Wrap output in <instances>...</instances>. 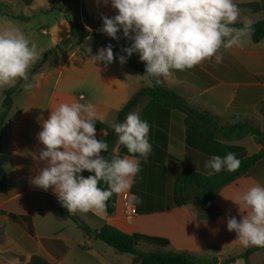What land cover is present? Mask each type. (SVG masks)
<instances>
[{"label": "clouds", "instance_id": "9594fccd", "mask_svg": "<svg viewBox=\"0 0 264 264\" xmlns=\"http://www.w3.org/2000/svg\"><path fill=\"white\" fill-rule=\"evenodd\" d=\"M101 2V0H97ZM117 10L114 17L102 16L100 29L114 40L121 30L123 36L132 40L129 47L122 48L126 55L118 57L124 64L133 53L145 62V75L161 83L172 77L173 71L192 69L205 60L222 61L221 48L239 46L252 32V21L241 19V9L233 0H102ZM237 23L240 24L236 27ZM91 53V48H86ZM90 58L94 63L111 64L114 56L111 44L98 49ZM38 59L35 44L19 28L0 31V88L21 85L25 90L30 67ZM83 99V97H81ZM96 108L91 103H61L51 110L42 121L37 133L44 146L34 154L37 162L45 165L30 183L44 191L52 189L58 201L71 213L106 211L107 201L113 194L129 193L136 204L141 199L130 193L136 177L142 171L141 160L146 161L152 152L149 141L150 125L138 113L127 114L124 122L113 121L118 140L130 155L112 156L109 160L101 155L108 151L105 140H97L95 124ZM240 160L234 153L221 157L213 155L205 162V168L214 172L227 169L234 172ZM87 170L92 175H81ZM211 174V173H209ZM107 184L101 188L100 182ZM239 200L249 214L241 220L227 217V230L235 231L245 247H264V186L254 185Z\"/></svg>", "mask_w": 264, "mask_h": 264}, {"label": "crops", "instance_id": "0c3cea01", "mask_svg": "<svg viewBox=\"0 0 264 264\" xmlns=\"http://www.w3.org/2000/svg\"><path fill=\"white\" fill-rule=\"evenodd\" d=\"M5 1H17L23 3L27 7H33L35 0H31L30 3L28 2L29 0H0V2ZM59 2L62 3V0ZM233 2L235 4L246 5L250 3H261V0H233ZM81 4L84 5V10L88 13L91 23L96 27L91 28L94 31H100V29H102V16L114 17L117 14V10L113 9L110 3L105 5L102 0L99 3L97 0H81ZM101 6L107 8V11L99 12L96 10L97 7ZM53 7H55V10L58 8L56 5H52L47 8L46 12H50ZM244 17L249 18L252 24H254L264 19V10L256 11L253 10L252 7L243 6L241 8V19ZM27 19V21H30L29 18ZM42 33L46 36L54 37L51 42L52 49L62 40L71 37V25L60 12V17L54 23L52 31H43ZM102 34L104 33L102 32ZM117 35L120 38H125L122 30L118 32ZM90 38L91 36L76 48L61 68L55 86L48 98L47 105L41 113L28 160L27 162L26 160L24 161L27 163V166H24L22 163L24 160L22 144L24 142L25 129L29 126V119L25 117L28 111L22 110L18 111L16 114L14 128L11 132L13 146L10 148V156L13 158L14 162L13 168H9L6 165L5 152L2 146V165L7 172L8 183L10 185V188L5 193L0 194V218L2 219L0 225L5 226L2 239H16L14 234H9L7 231L9 228L13 229L15 227L23 232L22 235L26 234L31 239H37L39 243L40 239L56 238L62 240L67 245L64 238L58 236L57 233L51 236L45 234L40 235L38 233L39 224L43 225V222L48 221V218L46 215L40 216L35 213V198H38L37 196L43 198V202H45L44 200H49L54 203V209L58 211L59 214L58 220L62 222L68 220L60 216L59 209L62 204L58 201L56 194L51 188L44 191L30 183V179L38 174L40 168L45 166L43 162H37V173L34 171V154H36V149L38 146H41V148L44 147L37 138V133L42 130V121L46 120L51 110L58 107L61 103L70 104L73 102H80L93 104L96 108L97 120L111 127L110 124L114 120L112 122H110L111 120L108 121L109 117H111V115L117 117L119 111L139 89L138 85L141 83L142 76L138 72L128 67L125 63L121 64L117 60L107 65L101 62L94 63L90 58L91 55H95L93 53H87L83 55V57L76 59L73 67L66 71L77 54L84 50ZM218 54L222 56V61L220 63H216L215 58H213L212 60H205L196 66L203 72L202 75L194 70L187 69L188 76H193L195 79L193 82L179 80L173 71L172 82L175 83L177 81L189 86L186 88L183 95L179 92L177 93L183 96L191 107L217 117L221 125L248 123L264 131V40L259 44H254L249 35L244 39L241 45L233 46L229 49L221 48ZM258 77H260L261 80H256ZM88 80L93 84V88L94 86L96 87V92L93 96L78 94V89L82 88L84 83H88ZM81 97H83V99H81ZM144 104L145 102L134 112L139 114ZM31 111L35 110L31 109ZM184 121V114L178 111H173L171 113L168 154L172 158L168 159L165 163L167 168V197L165 210L154 214H135L131 219L124 209V203L130 200L135 206V201L131 199L129 193H121L118 194L117 213L108 215L106 211L102 214H96L94 211H89L87 213L80 212V214L88 215V217L94 220V225L88 224L86 220L75 213L71 214L84 220L92 229H98L104 223L117 221L125 224L132 232H135L134 225L137 220H141L142 217L155 216L156 223L168 224L171 225L172 229H179L183 232L182 237L185 238V241L181 242L178 246L179 249H187L189 252L191 251V253L194 252L193 254L198 257H203L204 255L212 256V254L216 253V263L223 264V261L228 258L224 260V251H221V249L224 248L226 251L228 246L234 245L235 241L232 240L238 239L235 231H232L233 233L231 234L234 235V238L225 239V237H223L227 232H230L227 230V217L234 216L238 221L241 220L242 218L239 214L241 215L242 211L249 209L239 200V197L250 187L254 185H263L255 177H243L222 189L215 200L217 215L213 220H209V218L200 219L198 217V210L194 204L168 209V207L173 204L172 196L174 183L184 169L190 168L204 175L217 173L205 168V162L211 157L188 148L186 144V127ZM105 135V131L96 130L97 140H103ZM3 139L4 134L1 141H3ZM227 144L242 147L244 149L243 152L235 154L239 160L257 154L264 149V139L256 136H248L242 140L232 141ZM119 152V147H116L114 154L117 156ZM87 172L88 171L85 170L81 175L84 176ZM10 215L13 216L10 218ZM15 217L16 219H14ZM129 219H131V221H129ZM29 223L33 228L34 234H31L29 231ZM188 227L198 228L197 232H194V237L192 235L193 231ZM208 236L215 237V239H206ZM157 237L167 239L169 235L162 234L157 235ZM204 237L205 239H203ZM85 238L88 239L89 245H93V242L96 241L95 238H90L86 235ZM191 238H193L195 242H192ZM168 239H170V237ZM171 245L172 243H170V247ZM39 246L42 245L40 244ZM68 254L69 247L67 254L59 264L64 262ZM241 261L243 260L239 259L231 264H243Z\"/></svg>", "mask_w": 264, "mask_h": 264}, {"label": "trees", "instance_id": "16d2710c", "mask_svg": "<svg viewBox=\"0 0 264 264\" xmlns=\"http://www.w3.org/2000/svg\"><path fill=\"white\" fill-rule=\"evenodd\" d=\"M53 4L60 0H52ZM29 3L31 0L28 1ZM73 2L69 0L68 3ZM240 9L243 6L252 7L253 10H264V0L261 3H250L246 5L236 4ZM2 6L0 2V7ZM53 7L52 10H54ZM71 10L61 12L69 13ZM51 12V11H50ZM0 15L11 19L27 21L23 16H17L11 12L0 9ZM81 22H70L71 37L70 40L82 44L90 36L100 41L103 46L111 44L113 46L115 60L119 61V51L114 44L107 40L102 33H90L87 29L91 23V19L85 10L81 12ZM239 27L240 24L235 25ZM251 40L254 44H259L264 40V19L252 24ZM66 43V42H64ZM59 45L51 49L43 59L37 64L30 76L29 81L38 74V71L47 62ZM128 67L145 75V67L139 66L134 60L127 58L125 63ZM191 70L196 71L200 75L203 74L196 66ZM179 80L189 82L195 81L193 76H188L187 69L184 71H175ZM153 85L138 90L119 111L116 122H124L127 114L134 112L138 107L142 106L139 116L142 120H146L150 125L149 141L152 145V152L146 161L141 160L142 171L136 177L135 184L131 188V193L141 199V203H135V211L138 215L154 214L162 212L166 209V191H167V168L165 163L172 158L168 154L169 127L170 118L173 111H178L185 115L186 127V144L188 148L198 151L208 157L213 155L225 156L231 152L238 154L244 151L242 147L229 145L227 143L242 140L248 136L262 137L264 139V131L249 125L248 123H233L231 125H221L218 118L210 113L197 110L191 107L186 99L174 90L167 89L157 84L153 78L148 77ZM256 80H261L260 77ZM20 81L16 86L0 90V94L4 96L2 104L3 111L0 116V194L5 193L10 185L8 183L7 172L2 165V127L7 120L10 110L13 108V96L21 90ZM96 130L106 132L103 140L108 144V151L102 152L101 155L107 159H111L116 147H119V155H130L127 149L117 143L118 137L112 127L98 121L95 124ZM227 142V143H226ZM260 174L264 176V149L257 154L240 159V167L229 172L227 169L211 175H204L193 169L186 168L177 177L173 188V204L168 207H183L194 204L199 212L208 215L209 220L216 217L215 200L222 189L233 184L243 177H255L263 186L264 178H259ZM92 175L87 172L84 177ZM261 176V177H262ZM101 188H107V184L100 182ZM118 194L107 201L106 213L112 215L118 212ZM60 216L71 220L78 229L86 236L100 240L113 248L117 253L128 254L133 257V264H196L197 260L194 256L187 253H174L168 251L170 241L163 237L150 236L137 232H132L122 222L104 223L98 229H92L84 220L76 215L71 214L63 206L59 209ZM13 215H10V218ZM34 232L33 229L30 231ZM19 231L14 234V239L26 252L32 254L31 260L27 264H50L44 258L36 255L37 242L28 235H22ZM29 243V244H28ZM41 245L49 252V254L57 260H62L68 252L67 245L60 239L44 238L40 240ZM142 246L155 248L153 252H145L141 250ZM264 249V247L254 246L248 249L243 255L229 257L223 261V264L235 263L239 259H243L246 264H251L250 257L255 252Z\"/></svg>", "mask_w": 264, "mask_h": 264}, {"label": "rangeland", "instance_id": "374dc122", "mask_svg": "<svg viewBox=\"0 0 264 264\" xmlns=\"http://www.w3.org/2000/svg\"><path fill=\"white\" fill-rule=\"evenodd\" d=\"M68 1L69 0H62V3L57 1L55 3V5L58 7L57 10L54 9L51 10V12H46V10L47 8L54 5L52 0H35L33 7H27L23 3H19L17 1L1 2V10L8 11L17 16H23L30 19V21H20L0 15V31H3L6 28H19L29 39L30 44H35L38 53V59L31 65L29 70L30 74L33 68L37 64L41 63L46 54L51 50V42L54 37L46 36L42 32L52 31L54 23L60 17V12L71 10L67 14L62 13L65 16L66 20L72 23L82 21L81 11L84 10V5L81 4V0H73V2L70 3H68ZM96 10L99 12H105L107 11V8L101 6L97 7ZM91 28L96 27H94L92 23L88 25L87 29L91 34L102 33L100 31H94ZM103 35L107 40L111 41L114 46H116L119 51V55H126V53H123L121 49L129 47L132 44V40L125 38L114 40L111 37H108L105 33ZM58 45V49H56L55 52L51 56H49L47 62L38 71V74L33 78V80H28V83H30L32 87L28 90H25L23 87H21L20 92L13 96L14 105L10 110L11 114L9 112L10 116L8 115L9 117H7V123L5 122L6 124L4 123L2 127V133L4 132V139L3 141H1V145L3 146L5 152V162L9 168H13L14 166L13 158L10 156V148L13 146L11 132L14 128V119L16 117V114L18 113V111H28L27 114H25V117L29 119V126L27 129H25V137L22 144L24 152V160L22 161V163L24 164V166H27L26 162L28 160L33 140L36 135L38 124L40 121L39 119L41 117V113L44 111L47 105L48 98L50 97L51 92L55 86L56 79L61 71V68L67 62L70 55L81 44L77 45V42L72 41L69 38L62 40ZM88 47L91 48V53L96 54L98 49L104 46L100 41L91 37L84 50L77 54L76 58H74V61L69 65L66 71L73 67L76 59H79L80 57H83V55L87 54L86 48ZM129 58L134 60L138 65L145 67V62L140 61L138 53H133V55H131V57ZM138 73L142 76L141 83L140 85H138V90L144 87H151L153 82L148 78V76L141 74L140 72ZM172 79L173 75L168 79H162L161 83L159 84L167 89H173L183 95L184 91H186V88L189 86L185 83H179L177 81L174 83L172 82ZM18 83H16L14 86H16ZM23 83L24 82H22V84ZM14 86H5L3 88H0V90L9 89ZM95 92L96 87L94 86L93 88V84L90 80H88V83H84V85H82V88H79L77 91L78 94H84L85 96H93ZM4 99V96L0 94V116L3 111L2 104ZM31 109H34L35 111H31ZM116 118V116L111 115L108 121L111 120L110 122H112L114 120L116 122ZM40 149H42L41 146H38L35 155L39 154ZM25 160L26 162H24ZM36 169L37 161L35 160L34 171H36L37 173ZM261 176L262 175L260 174L259 178H264V176ZM37 197L38 198H35V213L40 216L46 215L48 218V221L43 222V225L39 224L38 233L40 235L45 234L47 236H51L57 233L58 236L64 238L69 247V254L62 264H133V257L131 255L117 253L113 248L100 240H96L93 242V245H89L88 239L85 238V234L80 229H78L71 220L68 219L63 222L61 220H58L59 214L58 211H55L54 203H52V201L44 200L45 202H43V198H41L40 196ZM249 212L250 209L242 211L241 215L239 214V216L242 218L243 215H247L249 214ZM75 214L86 220L88 224L94 225V220L88 217V215L84 214V216L80 214V212H76ZM198 217L200 219H207L208 215H205L204 213L198 211ZM14 219H16V217ZM131 219H129V221H131ZM0 221L2 222L1 218ZM134 226V230L137 233H145L150 236H157L162 234L169 235L170 239H168L169 237L167 239L170 241V243H172L169 251L174 253L190 254L196 258V264H217V259H215L216 253L212 254V256L204 255L203 257H198L193 254L194 252L191 253V251L189 252L187 249H179L178 246L181 244V242L185 241V238L182 237L183 232L179 229H172L171 225L162 224L159 222L156 223L155 216H148L145 218L142 217L141 220L136 221ZM32 229L33 228L29 223V231H32ZM189 229L193 231L192 235L194 237V232H197L198 228L190 227ZM7 231L9 232V234H18L20 230L14 227L13 229L9 228ZM4 232L5 226L0 225V264H27L31 260L32 254L26 252L24 248H22L14 239H2ZM232 233L233 232H227V234L223 237H225V239H232L234 238V235H231ZM32 234H34V232ZM213 238L215 239V237L211 236L206 237V239ZM191 239L192 242H195L193 238ZM203 239H205V237ZM236 240H232L235 241L234 245L228 246L226 251L224 248L221 249V251H224V260L229 257L243 255L248 249L254 247V245L245 247L239 240ZM35 241L37 242L36 255L44 258L50 264H59L61 260L55 259L43 246H39L41 244L39 243V240L35 239ZM141 250L145 252H153L155 251V248L142 246ZM250 261L251 264H264V250H260L259 252L254 253ZM241 262L243 264H246L244 260Z\"/></svg>", "mask_w": 264, "mask_h": 264}, {"label": "built area", "instance_id": "2783aa9c", "mask_svg": "<svg viewBox=\"0 0 264 264\" xmlns=\"http://www.w3.org/2000/svg\"><path fill=\"white\" fill-rule=\"evenodd\" d=\"M124 208L127 211L128 216L130 218L136 214L135 206L133 205V203L130 200H128L124 203Z\"/></svg>", "mask_w": 264, "mask_h": 264}]
</instances>
